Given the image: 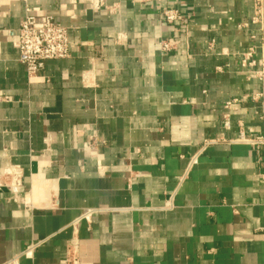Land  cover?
Masks as SVG:
<instances>
[{"label":"crops","instance_id":"0c3cea01","mask_svg":"<svg viewBox=\"0 0 264 264\" xmlns=\"http://www.w3.org/2000/svg\"><path fill=\"white\" fill-rule=\"evenodd\" d=\"M28 8L70 40L33 78L15 45ZM253 14L254 0H0V264H62L72 244L80 264H264Z\"/></svg>","mask_w":264,"mask_h":264},{"label":"built area","instance_id":"2783aa9c","mask_svg":"<svg viewBox=\"0 0 264 264\" xmlns=\"http://www.w3.org/2000/svg\"><path fill=\"white\" fill-rule=\"evenodd\" d=\"M167 22L184 21L185 15L178 9L163 12ZM252 23L257 24L264 32V0H254ZM15 45L20 54V61L26 66L28 75L37 77L43 70L45 62L51 59H63L70 55L68 28L59 23L52 15L39 13L28 8L18 29ZM175 40L161 39L160 48L169 51L174 48ZM264 77V72L262 74ZM232 102H228L230 106ZM264 141V138L262 139ZM70 247L62 264H80L78 254Z\"/></svg>","mask_w":264,"mask_h":264}]
</instances>
